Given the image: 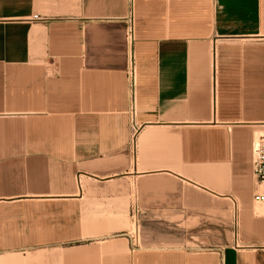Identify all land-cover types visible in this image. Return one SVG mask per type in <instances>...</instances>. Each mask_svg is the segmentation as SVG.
<instances>
[{
  "label": "crops",
  "instance_id": "obj_1",
  "mask_svg": "<svg viewBox=\"0 0 264 264\" xmlns=\"http://www.w3.org/2000/svg\"><path fill=\"white\" fill-rule=\"evenodd\" d=\"M263 129L264 0H0V264H264Z\"/></svg>",
  "mask_w": 264,
  "mask_h": 264
},
{
  "label": "built area",
  "instance_id": "obj_2",
  "mask_svg": "<svg viewBox=\"0 0 264 264\" xmlns=\"http://www.w3.org/2000/svg\"><path fill=\"white\" fill-rule=\"evenodd\" d=\"M134 16L133 14L127 19V32L133 36ZM135 129V126L133 127ZM253 173L258 179L261 191L255 195V200L264 204V129L257 135L253 147Z\"/></svg>",
  "mask_w": 264,
  "mask_h": 264
},
{
  "label": "rangeland",
  "instance_id": "obj_3",
  "mask_svg": "<svg viewBox=\"0 0 264 264\" xmlns=\"http://www.w3.org/2000/svg\"><path fill=\"white\" fill-rule=\"evenodd\" d=\"M82 178H81V174L77 176V184L80 188V190L82 191V184H81Z\"/></svg>",
  "mask_w": 264,
  "mask_h": 264
}]
</instances>
